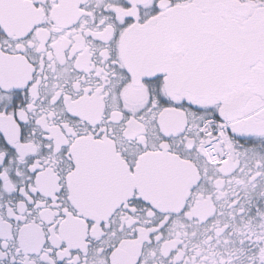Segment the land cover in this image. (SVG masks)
I'll use <instances>...</instances> for the list:
<instances>
[{"label":"snow or ice","instance_id":"snow-or-ice-1","mask_svg":"<svg viewBox=\"0 0 264 264\" xmlns=\"http://www.w3.org/2000/svg\"><path fill=\"white\" fill-rule=\"evenodd\" d=\"M0 264H264V0H0Z\"/></svg>","mask_w":264,"mask_h":264}]
</instances>
